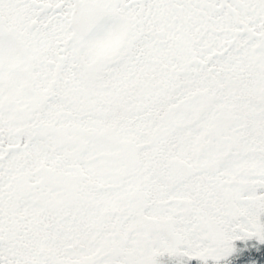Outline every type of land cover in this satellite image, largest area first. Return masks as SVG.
<instances>
[{
	"label": "snow or ice",
	"instance_id": "6c2138e0",
	"mask_svg": "<svg viewBox=\"0 0 264 264\" xmlns=\"http://www.w3.org/2000/svg\"><path fill=\"white\" fill-rule=\"evenodd\" d=\"M0 264H264V0H0Z\"/></svg>",
	"mask_w": 264,
	"mask_h": 264
}]
</instances>
